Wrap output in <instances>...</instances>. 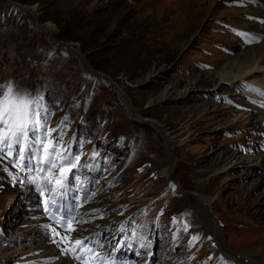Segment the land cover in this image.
Instances as JSON below:
<instances>
[{"label":"rangeland","instance_id":"rangeland-1","mask_svg":"<svg viewBox=\"0 0 264 264\" xmlns=\"http://www.w3.org/2000/svg\"><path fill=\"white\" fill-rule=\"evenodd\" d=\"M258 9L264 16L263 1L0 0V95L11 86L40 100L51 138L62 135L64 155L79 157L65 185L81 187V194L65 188L53 205L43 181L33 182L35 173L43 176L34 163L0 152V264H59L54 232L2 258L16 250L9 236L35 220L47 226L50 214L77 215L71 238L114 244L112 237L125 236L126 248L144 262L153 257L151 264L248 263L240 250L261 261L264 172L228 167L235 153L264 156L259 105L246 95L261 89L219 76L264 43L248 25ZM167 87L191 90L161 100ZM23 183L30 194L14 192ZM33 194L42 198L41 219ZM78 197L90 200L88 216ZM199 204L215 218L229 263ZM85 216L99 222L97 230L83 224Z\"/></svg>","mask_w":264,"mask_h":264},{"label":"snow or ice","instance_id":"snow-or-ice-1","mask_svg":"<svg viewBox=\"0 0 264 264\" xmlns=\"http://www.w3.org/2000/svg\"><path fill=\"white\" fill-rule=\"evenodd\" d=\"M38 107H42L40 100L14 94L11 86L0 95V152L4 153V156H14L13 163H21L25 159L29 163H34L36 171L43 173V176L34 177L33 182L39 184L42 180L43 187L48 188L53 194L51 203L56 205L55 198L62 196L67 174L72 172L79 157L71 156V154L64 155L63 136L51 138L54 130H49L46 123H41ZM41 131L44 132L43 136L39 134ZM25 142H28L27 156ZM21 166L27 165L21 164ZM29 171L32 169L29 168ZM48 203L46 200V211ZM72 219L69 217V227H71ZM74 244L80 248L82 255H77L75 259L80 260L81 264H117L114 259H111L110 252L101 255L98 249L103 248V245L99 241L93 245L90 240L86 242V240L76 239Z\"/></svg>","mask_w":264,"mask_h":264},{"label":"bare ground","instance_id":"bare-ground-1","mask_svg":"<svg viewBox=\"0 0 264 264\" xmlns=\"http://www.w3.org/2000/svg\"><path fill=\"white\" fill-rule=\"evenodd\" d=\"M263 1L264 0H260ZM252 14L256 16H260V18L257 17L258 21H251L248 22V25L250 27V30H253L257 33V35L264 36V16L261 15L262 9L254 10L251 12ZM247 27V25H246ZM264 41V40H263ZM261 41L260 43H262ZM220 80L227 81V82H234L237 83L238 81H246L252 84H256L258 87L253 86L254 88L261 89V91H249L248 94H246L248 97L252 98V100H255V102L259 105V114L255 115L254 118L260 123L264 125V43L259 44V46L254 47L253 49L249 50L248 52H245L241 58L238 57L233 65H230L229 67H226L222 69L219 72ZM190 87H187V89L184 92H178L176 88L174 87H167L164 91V93L161 96V100H166L169 98H181L184 96H187L190 92ZM131 111L132 108L128 107ZM254 115V114H253ZM250 115L247 113H240L238 114V118L247 117ZM264 155V154H263ZM236 167L238 169H241L243 171H246L248 173H256V176H258V171L262 170L264 172V156L262 154L252 156V155H241L239 153L232 154L231 162L228 164V167ZM165 174L170 178L171 176L168 170L164 171ZM241 173V172H240ZM243 175V174H242ZM246 175V174H245ZM260 183H256L255 187H258ZM31 188V187H30ZM20 191V194L24 192L25 194H30V189L28 186H26V183H23V186L20 190H15L14 192ZM247 197V196H246ZM206 206L209 205L211 202L206 200ZM200 208L203 210L204 216L208 222V234L213 235L216 237V244H218V247L220 248L221 252H219L221 259L228 260V263L230 262V258L227 256H222L223 253V239L221 238V235L217 231V224L215 222V218L213 219L212 215L208 212L209 209L204 208L201 204H199ZM208 207V206H207ZM254 207V206H253ZM93 208L90 206H86L83 211L85 213L90 214V210ZM33 212H37L34 216L38 219H41L40 210L36 211L34 208L32 209ZM212 211V210H211ZM262 212V211H261ZM89 219H92L89 218ZM32 222V221H31ZM255 222V221H254ZM99 223L96 219H93L91 222L85 224V226H89L90 231L97 230L95 229L97 224ZM34 224H36L35 227L29 230L19 232L14 234V236H9V241L13 245L16 246V250L8 253L7 255H4L2 258L6 257H12L16 256L18 253L23 252L27 248H30L34 243L41 238L45 237V231L44 227L42 225L38 224V220L34 221ZM100 226V225H99ZM258 227V226H257ZM100 228V227H99ZM259 228V227H258ZM253 229V228H252ZM0 232L5 233L3 230H0ZM260 232V231H259ZM43 235V237H42ZM7 236V235H6ZM0 237L1 234H0ZM8 237V236H7ZM6 238V237H5ZM2 239V238H0ZM21 242V244L19 243ZM18 245V247H17ZM35 246V245H34ZM14 249V248H13ZM244 249V248H242ZM238 255H241L240 259L246 263V260L248 263L246 264H264V257L261 259V261H258L256 257L250 253L248 250H240V252L237 253ZM229 255V254H228ZM230 256V255H229ZM233 257V256H231ZM233 258L237 259V255H234ZM59 264H73V262L68 259L67 257L63 256L60 258Z\"/></svg>","mask_w":264,"mask_h":264},{"label":"water","instance_id":"water-1","mask_svg":"<svg viewBox=\"0 0 264 264\" xmlns=\"http://www.w3.org/2000/svg\"><path fill=\"white\" fill-rule=\"evenodd\" d=\"M71 48V47H70Z\"/></svg>","mask_w":264,"mask_h":264}]
</instances>
